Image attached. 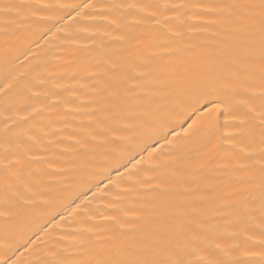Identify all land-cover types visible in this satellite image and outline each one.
I'll list each match as a JSON object with an SVG mask.
<instances>
[{"label": "bare ground", "instance_id": "6f19581e", "mask_svg": "<svg viewBox=\"0 0 264 264\" xmlns=\"http://www.w3.org/2000/svg\"><path fill=\"white\" fill-rule=\"evenodd\" d=\"M221 2L0 0V129H13L0 132V262L77 264L151 224L172 252L194 247L188 259L264 264L247 182L264 162L259 36L237 46L226 15L207 12ZM142 61L166 84L96 135L111 81ZM208 89L232 101L210 143L186 119ZM6 168L23 186L5 188ZM194 209L207 222L189 246Z\"/></svg>", "mask_w": 264, "mask_h": 264}, {"label": "snow or ice", "instance_id": "6c2138e0", "mask_svg": "<svg viewBox=\"0 0 264 264\" xmlns=\"http://www.w3.org/2000/svg\"><path fill=\"white\" fill-rule=\"evenodd\" d=\"M209 14L226 15L227 31L235 38V44L244 47L250 38L256 35L258 30L259 36V71L261 76L260 96L264 98V0H225L219 4L210 5L207 8ZM251 58L252 53H248ZM140 69V70H138ZM116 67H113V71ZM235 76V73L232 74ZM164 73L157 75L147 63L142 61L136 65H129L124 74L115 77L111 81L110 90H107L106 103L102 104L97 110L100 113L99 122L95 129L96 135H102L115 119L119 117L122 110H128L140 105L149 92L156 86H164L166 80L163 78ZM229 85L225 84L227 92ZM232 107L230 95L223 97L216 95L211 89L204 91L201 96L195 100L194 106L190 113L186 114V119L192 120L189 129L195 127L196 133H202L207 142H211L215 136L217 120L221 114H229ZM250 112L254 109L249 108ZM258 120L259 134L262 143H264V106L262 111L254 117ZM93 123H97L94 117ZM242 124L245 122H241ZM13 129L7 125L0 132L5 137L11 135ZM94 138V137H93ZM168 143H171L168 141ZM259 181V210L261 229L264 232V162L260 169L259 176L248 178L249 185H255ZM16 186H23V180L17 173L14 176L6 168L5 188L9 191ZM190 191V190H189ZM235 195V193L233 194ZM206 198L201 197V202ZM223 207L225 210L236 212L239 210V200L224 198ZM252 203H255L253 200ZM172 205H166L171 207ZM247 208V205H245ZM175 214L184 215L183 209H175ZM194 217L188 222L185 229V235L188 239L189 246H195L200 240L197 230L202 231L207 222L204 211L194 209L191 213ZM166 230L162 225L153 226L146 224L141 230V237L137 241H123L120 244L105 248L99 251L96 256L90 259L78 261L77 264H237L232 260H213L205 261L204 259H188L195 254L194 247H186L183 251L177 250L172 252L170 245H164L161 236ZM168 248L166 254L161 255ZM252 255H257L253 253ZM264 256V252L259 253ZM0 264H10L9 259H4ZM15 264V262H11Z\"/></svg>", "mask_w": 264, "mask_h": 264}]
</instances>
